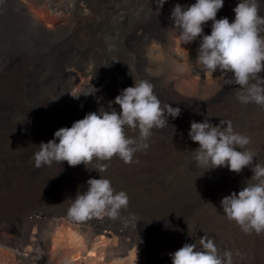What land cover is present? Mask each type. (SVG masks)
<instances>
[{
  "label": "bare ground",
  "instance_id": "obj_1",
  "mask_svg": "<svg viewBox=\"0 0 264 264\" xmlns=\"http://www.w3.org/2000/svg\"><path fill=\"white\" fill-rule=\"evenodd\" d=\"M52 1L0 0V152L4 147H14L11 152L19 151L20 159H26L7 170L8 174L14 175L10 181L4 184L0 180V206L6 207L0 209V216L8 213L7 218L11 220L23 219L27 210L25 204L28 207L34 202H58L70 206L77 192L82 194L83 188H87L86 182L90 178L101 176L113 181L112 187L117 192L127 193L129 203L125 209V224L157 222L165 230L161 232L163 235L169 233L166 240L174 244L186 241L199 245L201 237L206 236L214 240L221 256L226 250L232 252L233 264H264V233L243 232L234 221L226 218L220 204L223 197L238 192L246 183H252L249 180L252 172L244 168L237 174L226 167L204 172L195 160L194 150L198 144L188 137L192 121L208 119L214 126L220 121L230 122L236 132L251 138L246 147L255 154L256 163L264 164V106L241 104L237 100L239 88L212 106L213 109L204 108L193 113L187 110L185 98L171 90L176 81L174 75L144 76V80L151 84L162 86L172 102H178L172 107L181 111L176 119L167 117V126L153 129L147 141L148 149L136 152L131 163L114 156L109 161L94 159L86 169L84 164L70 167L65 161L66 164L55 170H51L50 165L44 167L46 173L35 179L27 174L15 175L16 171L36 172L39 167L35 166L33 157L39 144L53 139L58 129L71 127L74 121L94 112L93 104L83 106L89 98L83 94L94 90L93 79L92 82L84 81L76 94H81L79 98H74V93L68 94L75 82L72 66L76 62V65L82 64L78 68L79 74H95L99 69L94 54L87 59L88 54L84 52L91 46L102 44L101 33L93 30V18L105 24L102 32L109 23L118 26L125 47L139 59V68L147 64L149 58L145 55H150L156 47L151 38L158 39V42L164 39L157 30L162 29L163 33L176 27L174 22L170 29L165 24L162 27L163 20L169 15L162 17L157 10L148 19L141 20L144 10L150 6L157 8L154 6L156 0H78L87 3L91 15L82 14L78 19L73 15L66 17L65 34L59 36L58 27L38 19L35 12L46 9ZM238 2L224 0L217 19L227 17L232 22L233 9ZM256 3L259 14L264 17V0H256ZM211 24V21L205 24L206 33H210ZM178 54L175 49L169 51V68L180 65L174 58ZM259 75L264 77V72ZM112 93L107 87L103 89L104 105L115 98ZM158 99L162 101L164 97ZM216 99L214 96L207 98L203 107H209ZM113 107L119 111L118 105ZM125 132L129 137H139L138 130L125 129ZM101 165H107L105 171L99 173L93 169ZM149 175L155 179L145 178ZM61 212L68 215V210L51 208L44 217ZM73 221L80 225L85 223ZM89 221L99 232L116 229L104 220Z\"/></svg>",
  "mask_w": 264,
  "mask_h": 264
},
{
  "label": "clouds",
  "instance_id": "obj_2",
  "mask_svg": "<svg viewBox=\"0 0 264 264\" xmlns=\"http://www.w3.org/2000/svg\"><path fill=\"white\" fill-rule=\"evenodd\" d=\"M166 2L161 0L158 6ZM223 5L224 0H195L186 6L176 4L171 19L181 29V38L186 44L200 38L197 56L200 64L212 72L220 69L231 74L227 83L238 86L237 100L241 104L264 106V77L259 75L264 72V17L259 14L256 0H239L233 9L232 22L227 17L217 19ZM209 21L211 31L205 35L204 25ZM180 70L186 71L187 67L181 66ZM80 95L72 96L79 98ZM113 105H118L119 111ZM108 109L101 107L74 121L71 127L55 131L53 139L39 144L33 157L35 166L66 161L70 167L84 164L88 169L94 159L109 161L114 156L131 163L136 152L148 149L147 141L153 129L167 126V117L176 119L181 111L170 105L162 107L153 85L135 79L132 86L120 90L108 102ZM125 129L138 130V139L127 136ZM188 137L198 144L194 150L195 160L204 172L226 167L239 174L244 168L250 169L252 183L223 197L220 204L226 218L243 232L264 233V164L256 163L255 154L247 149L251 138L236 132L230 122L220 121L214 126L208 119L190 122ZM106 168L107 165H101L93 169L100 173ZM86 183L87 190L82 194L77 192L68 209V215L74 220L105 215L116 218L121 209H127V193L117 192L110 180L100 176ZM168 255L171 264H233L232 252L226 250L221 256L214 240L206 236L201 237L199 245L185 243Z\"/></svg>",
  "mask_w": 264,
  "mask_h": 264
},
{
  "label": "rangeland",
  "instance_id": "obj_3",
  "mask_svg": "<svg viewBox=\"0 0 264 264\" xmlns=\"http://www.w3.org/2000/svg\"><path fill=\"white\" fill-rule=\"evenodd\" d=\"M194 2L195 0H167L162 7H159L161 0H156L154 6L157 8L153 9V6H150L149 9L144 10L141 13V20L148 19L157 10L162 17L169 15L166 20H163L162 27L165 24V27L170 29L174 26L171 19L174 5L186 6ZM87 6V3L78 0H53L46 9L35 10V12L38 19L55 24L58 27L56 32L60 36L66 31L64 22L66 17L73 15L75 19H78L81 18L82 14L83 16L91 15ZM92 21L94 23L93 30L101 33V37H103L102 44H97L96 47L91 46L84 52L88 54L87 59L92 53L94 54L98 60L99 69L95 74H79L78 68L82 64L76 65V62L72 66L75 82L69 88L68 94L74 93L76 95L84 81L90 80L92 82L93 79L95 82L94 90H90L89 93H95L89 95L83 106L91 107L93 104L94 112L101 107L109 110L108 105H104L102 102V92L105 87L110 93L114 91L116 94H112L116 97L120 92L118 89L124 86H132L133 79L136 81L144 80V76L153 78L157 75H174L176 81L171 86V90L185 98L183 101L187 105V110L193 113L204 108L213 109L212 106L224 101L238 89V86L227 83V80L231 78L230 73L226 74L220 69L212 72L199 63L197 56L200 38L186 44L181 38V29L178 26L170 31L166 30L163 32L164 34L162 29L157 30L158 35H163L164 39L162 42H158V39L151 38L156 47L150 51V55H145L146 58H149L147 64L143 68L142 66L139 68V59L125 47L118 26H112L109 23L106 26L107 29L102 32L105 24L102 21L94 20V18ZM204 34L210 33H206L204 30ZM171 49L179 52L174 57L176 61L180 62L177 68L168 67V53ZM181 66H186L187 70L181 71ZM87 67L89 66L87 65ZM152 85L155 95L164 97L161 101L162 107L165 105L173 106V104L178 103L172 102L168 92H164L162 86ZM212 96L217 97L216 101L211 103L209 107H203L205 100ZM52 99L54 100L53 97ZM95 100L100 101L99 104ZM11 149L14 147H4L0 152V180H3V183L10 181L11 177L14 176L8 174L9 171L7 170L10 166H18L26 161L25 158L20 159L19 151L11 152ZM62 164L64 165L66 162H53L49 168L55 170ZM48 166H41L36 172L29 174L24 171H16L15 175L22 173L35 179L44 175L46 173L44 169ZM145 178L148 180L150 178L155 179L153 175ZM86 190L87 188H83V191ZM25 207L27 210L23 219L11 220L7 218L8 213L0 216V264H171L168 254L187 243L185 241L174 244L166 240L169 233L163 235L161 232L165 230L157 222L145 225H138L137 222L125 224V209H121L116 218L106 215L93 217L80 225L62 212L54 216L44 217V214L49 212L51 208L68 210L70 206L65 203L44 204L43 202H34L28 204V207L25 204ZM4 208L0 206V209ZM91 219L104 220L109 226L113 224L116 229L113 231L103 229L99 232L94 227L95 225L89 221Z\"/></svg>",
  "mask_w": 264,
  "mask_h": 264
}]
</instances>
